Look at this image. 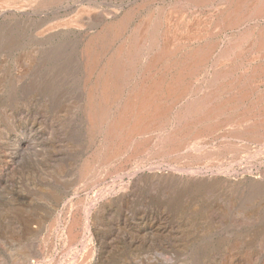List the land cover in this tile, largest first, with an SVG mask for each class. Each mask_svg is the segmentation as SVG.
I'll return each instance as SVG.
<instances>
[{"label": "bare ground", "instance_id": "1", "mask_svg": "<svg viewBox=\"0 0 264 264\" xmlns=\"http://www.w3.org/2000/svg\"><path fill=\"white\" fill-rule=\"evenodd\" d=\"M111 1L101 11L98 0H0V40L9 18L72 10L37 35L57 37L83 59L81 108L90 149L78 170L80 190L128 177L132 183L121 184L119 199L152 174L161 183L196 181L200 196L213 193L218 183L206 187L200 177L219 182L230 173L227 164L264 151V0ZM257 175L264 179L263 165ZM232 181L237 189L262 183L250 175ZM81 206L71 203L66 220L54 221L56 228L64 225L67 248L91 232L94 212L82 210L87 226ZM90 252L75 264H89ZM23 253L12 264H30L31 254Z\"/></svg>", "mask_w": 264, "mask_h": 264}, {"label": "rangeland", "instance_id": "2", "mask_svg": "<svg viewBox=\"0 0 264 264\" xmlns=\"http://www.w3.org/2000/svg\"><path fill=\"white\" fill-rule=\"evenodd\" d=\"M109 1L100 9L114 2ZM70 11L57 12L56 7L9 18L2 31L0 264H12L25 256L23 251L31 254L30 264H75L89 251V264H264V179L257 175L264 151L227 164L230 173L215 178L219 182L200 177L206 187L218 183L208 196L194 193L196 181L181 183L180 177L170 176L174 183H161L152 174L153 180L144 178V187L119 199L121 184L132 183L128 177L79 189V166L90 149L81 108L83 59L78 48H63L69 44H60L57 37L37 35L41 27L57 24L58 15L69 18ZM246 175L262 183L237 189L232 180ZM111 189L120 194L107 197ZM80 201L83 218L87 206L94 212L91 232L67 248L64 225L56 228L55 222L65 221L70 204Z\"/></svg>", "mask_w": 264, "mask_h": 264}]
</instances>
